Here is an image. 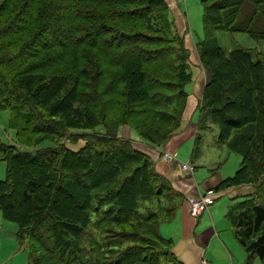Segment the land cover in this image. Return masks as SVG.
<instances>
[{"label":"trees","instance_id":"1","mask_svg":"<svg viewBox=\"0 0 264 264\" xmlns=\"http://www.w3.org/2000/svg\"><path fill=\"white\" fill-rule=\"evenodd\" d=\"M199 2L204 38L195 50L206 81L191 155L199 150L200 134L214 126L217 144L241 158L233 177L211 189L219 195L264 178V59L247 49L224 53L214 35L264 40V0ZM169 13L165 0H0V110L17 122L11 128L54 138L53 125L85 131L77 151L8 146L15 161H3L0 212L16 225L17 240L29 238L27 264H82L87 250L103 254L108 264H159L160 258L182 264L171 240L158 233L172 218L178 195L152 159L118 135L124 127L160 149L180 127L192 80L190 52ZM60 168L81 196L62 193L58 176L51 177ZM37 191L42 196L33 198ZM90 193L94 198L85 208H70L71 199L86 202ZM159 197L166 205L158 212L142 208ZM76 211L94 217L90 227L79 226ZM226 217L247 263L264 264V205L256 194L247 193ZM103 224L115 232L104 228L98 235Z\"/></svg>","mask_w":264,"mask_h":264},{"label":"rangeland","instance_id":"2","mask_svg":"<svg viewBox=\"0 0 264 264\" xmlns=\"http://www.w3.org/2000/svg\"><path fill=\"white\" fill-rule=\"evenodd\" d=\"M174 2L177 3L176 6L179 7L181 15L184 19V27H186V35L189 36L190 41L195 44L202 41L204 38L202 31V6L199 0H175ZM214 38L217 41L218 46L221 48V50L224 53H228L229 51L236 50L239 48L247 49L256 52V54L257 53L262 54V57L264 59V40L255 41L243 33L230 34L226 32H218L214 35ZM189 71L191 75L194 77L195 75L194 68H192ZM11 118L12 117L9 111L0 110V181L5 180V175H6V164L3 161H7V162L15 161V160L13 161V157H12L14 153L12 152V149L8 148V146L18 150L28 151L32 153L34 152L43 153L44 150H42V148H47V147H51L52 149L58 152V150H60L59 147L61 145L69 149H72L74 151H77L83 144L82 140L85 131L83 130L65 131V129L58 128L55 125H53V129L58 133L57 138L50 136H42V135L29 136V135H24L22 133H19L20 134L19 135L16 132V130H14L16 127L14 126V123L17 122L13 119L11 120ZM170 125L171 123H167L163 125V127L167 128ZM11 127L14 129H12ZM125 130L126 131L124 132L123 135L120 132L118 133V135L120 137L126 138L127 129L125 128ZM132 134L134 135V133ZM132 134H130V137L132 139H136L135 137L132 136ZM200 135H201V140L199 144V150L192 157V161L190 160L192 153L188 152L186 147L181 148L177 161L182 164H188L191 162L193 163L194 166L202 167V168L217 167L218 173L222 175V179L225 180L226 178L232 177L241 164V158L237 154L230 152L225 145L219 146L217 144L218 129L216 127L211 126L210 129H208L204 133H201ZM192 143L194 144V140L192 141ZM133 147L140 152H142L141 150H143L141 147L137 145H134ZM56 161L57 160L54 159V163H56ZM56 172H57L56 175L53 174L51 175V177L58 176V183L62 184L61 185L62 193L64 191L73 194L75 193V195L79 194V196L82 195V192L75 186V183H73V180L71 178V175L67 173V171H64L63 175H61V168ZM15 174L17 175L15 180L16 182H19L20 174H18L17 172ZM244 186L245 185H242L239 188H243ZM244 188H245L244 192L251 195L256 194V199L258 198V202L263 203L264 205V178L262 176H259V179L254 187L251 185H247ZM221 192L223 193L224 190H221ZM38 195L42 196L41 191L35 192L33 198H36V196ZM86 196H87L86 202L83 199H81V203H78L73 199H71L70 208H72L73 205L78 206L79 204L80 205L84 204L83 207L85 208L87 206V203L91 201L92 198H94L92 193H90V195L86 194ZM219 196H220L219 200L215 202L214 207L211 208L209 211L214 212L215 209L216 210L215 214L216 215L219 214L220 218H222V220H224L225 223L229 224V221L225 217V214H227L231 209V207L236 205L238 201L234 202V204L233 203L231 204L229 194H219ZM144 205L145 207L142 208H146V210L148 209L150 212H158L161 208L165 207L166 200L163 197H159L158 199L154 198L144 203ZM35 206L38 207V203H36ZM139 206H142V204L140 203ZM35 209L36 211L38 210V208ZM222 209L224 210L221 213L220 210ZM76 212L78 216H82L81 217L82 222L79 223V226L80 224L81 225L89 224L90 227V225L93 223L94 217L88 215V217L90 218H87L84 217L83 214H81L83 211L81 212L76 211ZM140 212H143V210H141ZM163 216L164 214L161 213L162 218ZM104 228H109L110 232H115L112 230L113 227L111 225L103 224L98 230V235L100 234V230ZM126 228L130 229L132 227L131 226L120 227L121 230H126ZM16 230H17L16 225L8 220H5L0 212V264H27V251L24 248L28 246L30 240L29 238H24L23 241L21 242L17 240ZM230 230H232V228ZM78 254H80V251ZM47 256L48 255H45L43 253L42 259L44 260ZM82 258H83L82 264H108L107 262L109 260L106 259V257L103 254L90 255V252L88 250L83 254ZM138 259L140 258L136 257L135 260ZM159 264H165L164 258L159 259Z\"/></svg>","mask_w":264,"mask_h":264},{"label":"crops","instance_id":"3","mask_svg":"<svg viewBox=\"0 0 264 264\" xmlns=\"http://www.w3.org/2000/svg\"><path fill=\"white\" fill-rule=\"evenodd\" d=\"M174 1L165 0L173 19L175 31L183 38L184 45L190 52V70L192 68L195 70L194 77L192 76L190 84L185 88L187 100L181 111L180 127L177 133L160 149L149 147L138 139V135L133 131L127 130L126 136L135 145L141 147L143 149L141 151L152 159L155 172L164 178L170 188L178 195L173 202L172 218L170 220L164 219L158 227L160 236L171 240L173 256L182 264H200L202 260L207 264H248L246 252L234 238L232 223L228 219L229 224L225 223L219 214H215V209L214 212L209 211L215 203L198 219H193L189 215L186 199L199 198L206 191L218 186L224 179L218 173L217 167H196L191 162L188 164L194 167V172L186 174L180 169V163L177 161L182 147H186L188 152L192 153L194 146L192 141H195L198 135V104L201 100L206 74L198 61L195 43L191 42L189 36L186 35L184 19ZM125 131L124 127L119 130L122 135ZM130 134L136 139H132ZM162 153L172 154L175 161L171 164L161 163L159 155ZM190 160L192 161V155ZM244 190L245 188H233L219 194H229L231 204H234L236 201L238 203L243 201V197L247 194ZM219 198L218 195L217 200ZM223 210H220L221 213ZM231 228L232 230H230ZM250 264H261V262L254 260Z\"/></svg>","mask_w":264,"mask_h":264},{"label":"built area","instance_id":"4","mask_svg":"<svg viewBox=\"0 0 264 264\" xmlns=\"http://www.w3.org/2000/svg\"><path fill=\"white\" fill-rule=\"evenodd\" d=\"M160 161L164 164H169L175 161V157L169 153H162L160 155ZM180 169L186 174H192L194 172V167L189 164H182L180 163ZM218 195L215 193L214 190L206 191L202 196L197 199L187 198L186 203L189 210V215L193 219H198L204 213H206L211 206L217 200ZM200 264H207L204 260L200 262Z\"/></svg>","mask_w":264,"mask_h":264}]
</instances>
